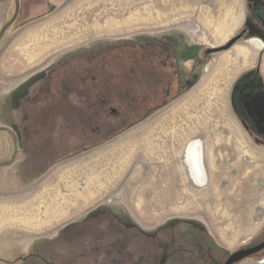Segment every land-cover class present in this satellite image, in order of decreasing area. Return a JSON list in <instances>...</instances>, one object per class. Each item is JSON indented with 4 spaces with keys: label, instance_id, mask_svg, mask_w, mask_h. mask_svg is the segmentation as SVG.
Listing matches in <instances>:
<instances>
[{
    "label": "rangeland",
    "instance_id": "rangeland-1",
    "mask_svg": "<svg viewBox=\"0 0 264 264\" xmlns=\"http://www.w3.org/2000/svg\"><path fill=\"white\" fill-rule=\"evenodd\" d=\"M218 2L0 0V200L24 198L45 176L29 164L42 142L53 161L46 171L58 187L60 176L71 178L65 194L89 206L70 228L103 216V225L136 229L156 245L155 264H223L263 241L264 139L247 129L231 98L243 71L261 66L264 81V41L248 33L209 53L247 23V0L230 1L229 11L240 7L241 15L216 13ZM110 95L120 109L109 115L128 118L119 129L110 122L108 134L118 132L102 139L72 121L88 98L108 111ZM196 142L201 184L187 162ZM106 229L95 242L104 240L112 258L120 245ZM3 231L0 264L80 263L66 246L44 252L55 239ZM138 248L122 255L137 261ZM85 251L90 264L101 262ZM263 260L264 250L236 264Z\"/></svg>",
    "mask_w": 264,
    "mask_h": 264
},
{
    "label": "trees",
    "instance_id": "trees-1",
    "mask_svg": "<svg viewBox=\"0 0 264 264\" xmlns=\"http://www.w3.org/2000/svg\"><path fill=\"white\" fill-rule=\"evenodd\" d=\"M133 97H135V96H133ZM95 104L96 103L92 99L90 101L88 98L83 105L84 106L83 110H81L79 113H75L72 121L75 123L80 122V124L82 123V124H85V126H87V127H91L93 129H96L95 133H97V132L103 133L105 136L102 139H106L107 137H109V135H112L113 133L118 132V129L122 126V124H125L128 121V118L124 117L122 115L120 116V118H118V119L116 118L115 120L111 115H109L110 111H111L110 107H113L116 110L120 109V107L117 106V104L112 103V96L111 95L109 97H107L105 99V102L103 103L105 108H107V105H108V108H109L108 111H103V110L98 109V106L96 107ZM99 107L101 108L102 105H100ZM111 121L116 122V125H114V126L116 128L118 127V129L113 131L111 134H108L109 131L111 129H113V127H114V126L110 127L112 125L110 123ZM65 126L66 125L64 124L61 127H65ZM88 143H90V141ZM91 143H94V142L92 141ZM38 144L40 146L38 145L36 147H33L32 148L33 151L30 152V154L33 156V160H32L33 164L31 166H32V168H39L41 170L40 172H44L50 168L53 161L50 160L51 156H48V154L50 152L46 151L47 147L43 146L42 142H39ZM87 144L81 145L80 147H85ZM64 155H68V153L64 154ZM103 218H104L103 216H99L97 218L91 219L88 222L77 225L74 228L62 233L57 239L50 241L48 243H45L43 245L44 249L42 248L43 251L46 252V250L48 249L50 251L52 250V252H55V253L58 251L61 252L60 250L62 249V247L66 246V248H64L63 250H66L67 252L70 251V255H69L70 259H72L71 257L75 258L76 257L75 255H77L78 261L80 262L78 264H90L89 261L85 260L87 258L88 251L83 252L84 250L88 249V246H89V249H91L93 254L96 253V255H99L97 257H99L101 260L100 259L99 260L96 259V260L101 261V262L98 264H155L154 260H156L155 257L158 255L152 254V251H154L157 248L155 247L156 245L153 244L152 241H150L151 239H147L146 235H144L143 233L139 232L136 229H127V230L123 229V228H121L119 223H116L115 221L110 223V224L108 222L109 225H106V224L103 225V224H101L104 222L102 220ZM99 224H101V225H99ZM106 226H110L111 232L109 234H111L113 236L116 235L118 237V239H116L114 242H111V243H115V244L120 245L119 248H116V255L113 256L112 258L110 256L111 255L110 253H112V249L104 248V244L106 243L104 240L101 241L103 245L101 244V242H98V241L95 242V240L99 239V236H98L99 232L108 233ZM104 230H106V231H104ZM129 234L132 237H133V235H136V237H133L135 239L132 240L128 236ZM126 235H127V237H126ZM76 238H78L77 241H75ZM135 240H137V242ZM142 240H144L145 243H143ZM93 242H95V243H93ZM131 244L137 245L139 247L138 249L140 250L138 252L142 253V255H140V259H138L137 261H134L133 258L130 256L131 252L128 253V256L122 255V253H123L122 250H124L125 248L130 249L129 246H131ZM139 245H141V246H139ZM137 246L132 248V250H134L136 253H137ZM146 248H148V249H146ZM107 249H109V250H107ZM103 251H106V252L102 253ZM75 252H76V254H74ZM117 256L119 258L118 260H117ZM49 257H51L50 254H49ZM35 260H36V258L33 259V261H31V262L28 261L27 263H30V264L31 263L40 264L42 262L46 263V261H44V260H42V262L41 261L38 262L37 260L35 262ZM70 261L71 260H69L68 262H70ZM156 262H158V260ZM75 264H77V263H75Z\"/></svg>",
    "mask_w": 264,
    "mask_h": 264
},
{
    "label": "crops",
    "instance_id": "crops-1",
    "mask_svg": "<svg viewBox=\"0 0 264 264\" xmlns=\"http://www.w3.org/2000/svg\"><path fill=\"white\" fill-rule=\"evenodd\" d=\"M196 1L192 0V3ZM216 1H219L218 6L215 7L216 13L222 16L233 15L234 13L241 15L240 7H237L235 12L229 11L232 9L229 8L232 7L230 4L232 0ZM223 4H225L224 7H222ZM48 172L44 171L45 176L40 179L41 181L30 184V188L25 192L31 193L29 195L25 194L24 198L8 201L0 200L1 232H4L3 230L8 232L9 230L16 233L33 234L42 239H56L68 228L70 229L75 220L88 213L87 200L80 198L73 200L71 196L65 194L66 191L72 192L73 190L72 179H67L66 174L63 177L60 176L59 183L62 184H59L58 187L57 175ZM60 192H64V195H58ZM83 202L86 203L83 204ZM79 208H81L80 211H74V209ZM33 235L32 237H34ZM259 264H264V260Z\"/></svg>",
    "mask_w": 264,
    "mask_h": 264
},
{
    "label": "flooded vegetation",
    "instance_id": "flooded-vegetation-1",
    "mask_svg": "<svg viewBox=\"0 0 264 264\" xmlns=\"http://www.w3.org/2000/svg\"><path fill=\"white\" fill-rule=\"evenodd\" d=\"M246 18L247 23L239 32L244 31L242 38L251 33L264 41V0H247ZM260 100L264 102V81L261 66H257L254 70L248 69L239 75L233 85L231 102L247 129L264 139V114H257L255 108V103ZM29 164L32 165L33 162L29 161Z\"/></svg>",
    "mask_w": 264,
    "mask_h": 264
},
{
    "label": "water",
    "instance_id": "water-1",
    "mask_svg": "<svg viewBox=\"0 0 264 264\" xmlns=\"http://www.w3.org/2000/svg\"><path fill=\"white\" fill-rule=\"evenodd\" d=\"M243 33H240L238 35H236L235 37H233L227 44L221 46V47H216V48H212L209 50V53L212 52H220V51H224V50H228L229 48H231L237 41H239L242 36ZM262 98V97H257V99ZM255 108H256V112L257 114H264V102L263 100L258 101V103H255ZM264 250V240L261 241L260 243L254 245V246H250V247H246L243 249H240L236 252H234L232 255H230L226 261L223 264H236L246 258H249L253 255H256L260 252H262Z\"/></svg>",
    "mask_w": 264,
    "mask_h": 264
},
{
    "label": "bare ground",
    "instance_id": "bare-ground-1",
    "mask_svg": "<svg viewBox=\"0 0 264 264\" xmlns=\"http://www.w3.org/2000/svg\"><path fill=\"white\" fill-rule=\"evenodd\" d=\"M200 143L196 142L191 144L187 149V162L189 163L191 175L195 181L200 184L205 181V171L202 169V158L200 154Z\"/></svg>",
    "mask_w": 264,
    "mask_h": 264
}]
</instances>
